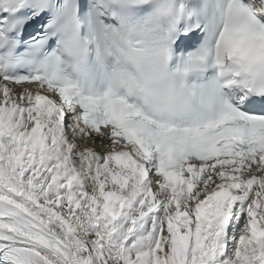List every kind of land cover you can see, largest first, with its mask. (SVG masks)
Here are the masks:
<instances>
[{"label":"snow or ice","instance_id":"obj_1","mask_svg":"<svg viewBox=\"0 0 264 264\" xmlns=\"http://www.w3.org/2000/svg\"><path fill=\"white\" fill-rule=\"evenodd\" d=\"M0 264H264V0H0Z\"/></svg>","mask_w":264,"mask_h":264}]
</instances>
